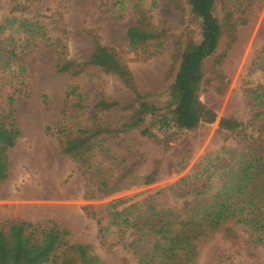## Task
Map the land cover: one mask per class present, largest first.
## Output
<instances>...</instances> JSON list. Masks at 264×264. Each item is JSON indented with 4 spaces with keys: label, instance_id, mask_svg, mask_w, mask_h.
I'll list each match as a JSON object with an SVG mask.
<instances>
[{
    "label": "rangeland",
    "instance_id": "rangeland-1",
    "mask_svg": "<svg viewBox=\"0 0 264 264\" xmlns=\"http://www.w3.org/2000/svg\"><path fill=\"white\" fill-rule=\"evenodd\" d=\"M227 1L218 7L222 24ZM22 6L27 10H15ZM142 14L153 28L167 32L155 55L129 48L128 31ZM243 19L224 29L216 57L193 84L195 107L216 115L215 123L189 133L175 131V138L130 131L106 144L108 157L96 151L86 177L75 161L61 155L57 133L88 131L95 123L117 128L129 120L126 106H133L135 97L118 77L122 67L132 74L143 101L159 116L170 115L175 105L165 96L175 83L178 40L186 43L190 37L189 12L175 11L170 0H0V168L5 170L0 224L51 221L71 233V245L90 246L106 264L160 262L156 237L124 222L162 215L172 230L188 222L200 225L231 193L225 186L235 182L246 145L219 123L230 118L248 124L260 109L257 96H247L243 84L264 51V0ZM3 48L17 50L10 65ZM79 64L88 65L86 72L72 76ZM62 65L66 73L59 72ZM8 97L15 100L12 108ZM13 126L22 134L12 140L15 146L7 138ZM102 182L110 185L109 196L99 191ZM71 188L74 196H65ZM59 213L70 221H62ZM201 227L204 233L189 254L194 264L237 258L264 264V243L252 228L234 220L219 228Z\"/></svg>",
    "mask_w": 264,
    "mask_h": 264
},
{
    "label": "trees",
    "instance_id": "trees-1",
    "mask_svg": "<svg viewBox=\"0 0 264 264\" xmlns=\"http://www.w3.org/2000/svg\"><path fill=\"white\" fill-rule=\"evenodd\" d=\"M262 1L225 2L222 8L226 22L222 24L217 12L223 0H170L175 11L182 14L188 11L190 16L188 31L190 37L186 43L178 40L176 54L178 68L175 83L165 96L168 103L175 105L174 111L168 116H159L154 105L143 101L144 95L140 93L132 74L122 67L118 77L135 97L132 103L134 105L126 106L125 110L131 111L132 116L117 128L95 123L88 131H59L57 141L61 155L75 161L82 175L87 177L92 169L96 151L100 150L108 157L106 144L120 139L130 131L140 130L148 135H154L155 132L162 135L171 134L175 138L174 136L177 135L175 131L189 133L197 130L202 123L214 124L216 115L195 107L197 92L193 84L208 63L216 57L224 29L233 28V24L243 22L248 10L261 4ZM19 8L23 11L27 10L23 6L16 7L15 10ZM235 12L242 18L235 19ZM166 36L165 30L153 28L142 14L128 31L129 48L134 51L154 50L155 55L162 49ZM99 51L100 49L97 50ZM2 55L6 65H10L17 56V50L3 48ZM65 66L62 65L59 72L66 73L67 70H63ZM73 68L72 76L79 77L86 72L88 65L79 64ZM243 88L247 96L251 98L257 96L254 100L260 105V109L248 124L230 118L222 119L219 123L221 129L242 138L246 146L241 156L240 167L235 172V182L225 186L226 189L230 187L231 193L226 195L227 198H221L222 203L218 204V209L204 217L200 225L188 222L181 225L180 230H172V224L162 215L137 217L135 221L126 219L124 222L125 226L144 236L156 237V250L163 256L157 264H194L189 257L190 249L193 242L204 233L202 225L219 228L234 220L259 233L261 242L264 243V51L256 59L252 72L244 81ZM7 102L12 108L15 100L13 97H8ZM12 116L13 111H10L9 119ZM12 129L7 138L11 146H15V141L21 138L22 134L15 126ZM13 139L15 141H12ZM4 171L0 168V175L4 174ZM126 173L127 169L124 175ZM154 176L155 174L146 179L147 184L152 183ZM109 189L110 185L104 182L100 184L99 191L105 196L110 195L106 191ZM112 192H115V189ZM117 217L122 218V215ZM70 234L51 221L37 225L17 220L1 223L0 264H106L90 246L71 245L68 241ZM224 264L245 263L237 258Z\"/></svg>",
    "mask_w": 264,
    "mask_h": 264
},
{
    "label": "bare ground",
    "instance_id": "bare-ground-1",
    "mask_svg": "<svg viewBox=\"0 0 264 264\" xmlns=\"http://www.w3.org/2000/svg\"><path fill=\"white\" fill-rule=\"evenodd\" d=\"M72 188H74V187H72ZM71 188V190H67V191H65L64 192V195L65 196H68V197H73L74 195V193L76 192V190L75 189H72ZM28 196H29V194H28ZM59 216H60V219L63 221H66V222H68V221H70L68 218H67V216L65 215V214H61V213H59Z\"/></svg>",
    "mask_w": 264,
    "mask_h": 264
}]
</instances>
